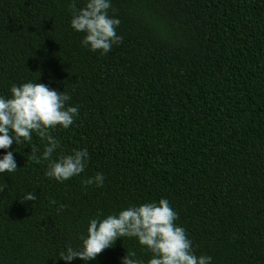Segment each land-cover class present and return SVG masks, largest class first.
I'll use <instances>...</instances> for the list:
<instances>
[{"label":"trees","instance_id":"16d2710c","mask_svg":"<svg viewBox=\"0 0 264 264\" xmlns=\"http://www.w3.org/2000/svg\"><path fill=\"white\" fill-rule=\"evenodd\" d=\"M85 2L0 0V97L37 82L79 109L69 128L50 130L60 144L50 160L36 133L7 150L17 170L0 173V264H65L91 219L161 199L197 257L264 264V0H110L123 40L107 54L71 27L70 6ZM84 149L82 173L46 176ZM97 173L103 186H85ZM130 252L152 258L121 237L70 264H121Z\"/></svg>","mask_w":264,"mask_h":264},{"label":"clouds","instance_id":"9594fccd","mask_svg":"<svg viewBox=\"0 0 264 264\" xmlns=\"http://www.w3.org/2000/svg\"><path fill=\"white\" fill-rule=\"evenodd\" d=\"M72 8L71 27L76 32L85 33L82 44L92 51L107 54L113 45L122 43L117 35L119 19L111 18L108 10L110 0H86L83 8ZM11 98L0 97V149L6 154L0 158V173H13L17 170L16 161L11 151L13 143L30 142L36 133L47 146L41 159L50 160L52 154L60 147L59 141L50 135V130L60 126L69 128L79 115L77 107L66 106L70 96L50 89L43 83L28 82L10 89ZM32 160L39 163L32 148ZM87 150L75 151L63 156L56 162H50L46 176L56 181H66L82 173L86 167ZM104 176L97 173L95 177L84 181L85 186L96 184L102 187ZM5 185H0L3 191ZM36 199L29 193L23 197L25 202ZM55 203V201H53ZM178 215L166 199L159 203H146L128 207L118 215H108L100 220L93 218L87 228V237H82V246L78 249L68 247L60 254L65 264L74 259L81 261L95 260L104 250L112 248L121 237H135L139 245L146 247L152 258L148 264H210L211 257H197L192 251L191 241L184 228L175 224ZM134 252L123 258L121 264H142L132 259Z\"/></svg>","mask_w":264,"mask_h":264}]
</instances>
